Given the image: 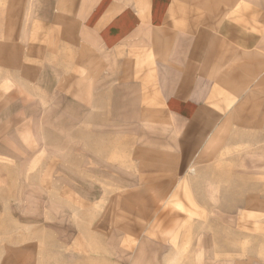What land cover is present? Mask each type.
<instances>
[{
  "label": "rangeland",
  "instance_id": "obj_1",
  "mask_svg": "<svg viewBox=\"0 0 264 264\" xmlns=\"http://www.w3.org/2000/svg\"><path fill=\"white\" fill-rule=\"evenodd\" d=\"M130 53L0 79V264H264V143L164 173Z\"/></svg>",
  "mask_w": 264,
  "mask_h": 264
},
{
  "label": "crops",
  "instance_id": "obj_2",
  "mask_svg": "<svg viewBox=\"0 0 264 264\" xmlns=\"http://www.w3.org/2000/svg\"><path fill=\"white\" fill-rule=\"evenodd\" d=\"M127 53L164 173L264 143V0H0V79L56 78L78 55L110 76Z\"/></svg>",
  "mask_w": 264,
  "mask_h": 264
}]
</instances>
